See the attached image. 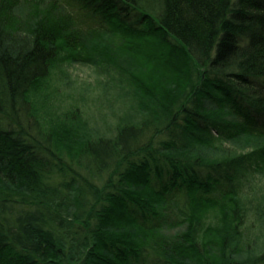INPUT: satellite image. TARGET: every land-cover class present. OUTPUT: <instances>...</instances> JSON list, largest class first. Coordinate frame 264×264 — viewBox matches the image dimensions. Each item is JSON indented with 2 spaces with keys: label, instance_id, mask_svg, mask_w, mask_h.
Returning a JSON list of instances; mask_svg holds the SVG:
<instances>
[{
  "label": "trees",
  "instance_id": "trees-1",
  "mask_svg": "<svg viewBox=\"0 0 264 264\" xmlns=\"http://www.w3.org/2000/svg\"><path fill=\"white\" fill-rule=\"evenodd\" d=\"M113 30L168 60L119 63ZM249 137L264 0H0V264H264V142L222 144Z\"/></svg>",
  "mask_w": 264,
  "mask_h": 264
},
{
  "label": "rangeland",
  "instance_id": "rangeland-1",
  "mask_svg": "<svg viewBox=\"0 0 264 264\" xmlns=\"http://www.w3.org/2000/svg\"><path fill=\"white\" fill-rule=\"evenodd\" d=\"M63 3H67L63 1ZM102 39L109 45V52L113 58L130 67L132 64H144L146 62L154 65L156 54H163V60H168L169 54L164 51L158 40L141 38L136 35L125 34L123 31H110V33L101 34ZM103 41V42H104ZM101 41L100 43L103 44ZM139 49L136 50V47ZM142 48V50H140ZM164 51V53H163ZM67 70L71 80L74 82V91L88 92L91 96L113 95L116 90L113 88L114 82L111 80L108 71L105 68L90 63H68ZM104 103V102H102ZM264 142L263 139L249 137L247 139L225 141L222 144L238 145L243 143L256 144ZM205 150L203 146L199 147L198 152ZM207 152V151H206ZM258 180H263V176H257Z\"/></svg>",
  "mask_w": 264,
  "mask_h": 264
}]
</instances>
